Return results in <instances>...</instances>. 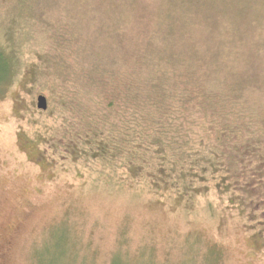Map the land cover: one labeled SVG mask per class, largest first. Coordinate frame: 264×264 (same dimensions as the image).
Segmentation results:
<instances>
[{"label": "trees", "instance_id": "trees-1", "mask_svg": "<svg viewBox=\"0 0 264 264\" xmlns=\"http://www.w3.org/2000/svg\"><path fill=\"white\" fill-rule=\"evenodd\" d=\"M14 1L18 8L7 30L17 45L0 48L4 89L29 39L25 24L41 0ZM233 1L177 0L174 17L167 0L166 27L160 22L146 28L140 39L117 27L105 28L94 46L80 42L75 32L51 34L27 86H39L42 76L49 79L40 85L47 108L37 111L52 117L46 134L61 157L120 189L146 187L189 201L213 187L230 194L235 206L254 207L256 191H264V112L250 96L262 88L258 74L245 69L236 74L231 61L245 58L234 47L244 41L240 25L249 38L247 22L255 15L251 0ZM258 8L264 14V2ZM196 30H225L224 41L215 37L219 44L205 47ZM255 44L246 56L260 52L264 42ZM219 70L226 75H216Z\"/></svg>", "mask_w": 264, "mask_h": 264}, {"label": "rangeland", "instance_id": "rangeland-1", "mask_svg": "<svg viewBox=\"0 0 264 264\" xmlns=\"http://www.w3.org/2000/svg\"><path fill=\"white\" fill-rule=\"evenodd\" d=\"M165 1L36 3L37 10L25 24L29 39L21 44L11 85L0 87V264H264V191H256L250 213L213 187L188 201L175 198L173 192L120 189L95 180L81 164L63 159L49 141L46 131L52 117L40 115L36 108L38 95L48 104L40 85L49 79L42 76L39 86H27L41 65L39 49L50 45L57 29L75 32L89 46L111 27L140 39L146 28L162 23L166 27ZM175 1L169 0L171 15ZM128 2L131 7L124 5ZM262 2L250 1L255 16L247 22L249 38L240 25L244 41L234 47L245 52V58L231 62L236 74L244 69L258 74L262 89L250 97L264 112V44L260 52L246 56L260 38L264 42V27L258 21L264 20L258 8ZM14 5V0H0V48L7 51L17 45L7 30L16 14L13 7L18 8ZM241 16L245 21L248 13ZM224 32L193 33L198 42L214 48L224 41ZM246 57L251 64H245Z\"/></svg>", "mask_w": 264, "mask_h": 264}, {"label": "water", "instance_id": "water-1", "mask_svg": "<svg viewBox=\"0 0 264 264\" xmlns=\"http://www.w3.org/2000/svg\"><path fill=\"white\" fill-rule=\"evenodd\" d=\"M36 99H37L36 108L41 109V110H45L47 108L46 97L43 95H38Z\"/></svg>", "mask_w": 264, "mask_h": 264}]
</instances>
